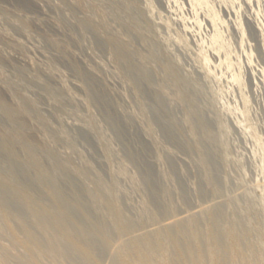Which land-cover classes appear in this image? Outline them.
Segmentation results:
<instances>
[{"label": "rangeland", "instance_id": "1", "mask_svg": "<svg viewBox=\"0 0 264 264\" xmlns=\"http://www.w3.org/2000/svg\"><path fill=\"white\" fill-rule=\"evenodd\" d=\"M0 264H264V0H0Z\"/></svg>", "mask_w": 264, "mask_h": 264}, {"label": "bare ground", "instance_id": "2", "mask_svg": "<svg viewBox=\"0 0 264 264\" xmlns=\"http://www.w3.org/2000/svg\"><path fill=\"white\" fill-rule=\"evenodd\" d=\"M260 56V55H259ZM261 88V87H260ZM16 202L15 199L11 197H4V199L1 202V206H4L3 208L7 210V208L13 206V204ZM7 257H12V255L9 252H6ZM4 260V259H3ZM3 263V262H2Z\"/></svg>", "mask_w": 264, "mask_h": 264}]
</instances>
